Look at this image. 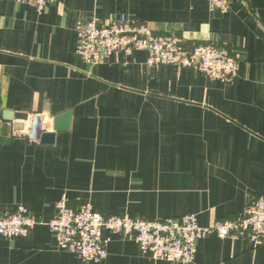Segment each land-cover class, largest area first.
I'll return each mask as SVG.
<instances>
[{
  "label": "crops",
  "instance_id": "obj_1",
  "mask_svg": "<svg viewBox=\"0 0 264 264\" xmlns=\"http://www.w3.org/2000/svg\"><path fill=\"white\" fill-rule=\"evenodd\" d=\"M120 14L175 35L181 48H225L238 58L236 76L149 67L145 51L84 62L78 29ZM67 111L68 127L50 144L8 124L43 112L52 132ZM62 194L75 209L89 203L102 215L149 219L195 213L200 226L239 216L264 196V0H231L226 12L208 0H56L42 13L0 0V215L23 206L38 220L24 236L0 235V263L185 264L155 260L107 231L100 262L59 249L46 222ZM195 261L264 264V243L210 233L197 241Z\"/></svg>",
  "mask_w": 264,
  "mask_h": 264
},
{
  "label": "built area",
  "instance_id": "obj_2",
  "mask_svg": "<svg viewBox=\"0 0 264 264\" xmlns=\"http://www.w3.org/2000/svg\"><path fill=\"white\" fill-rule=\"evenodd\" d=\"M14 1L28 4L42 13L56 0ZM230 4L231 0H208L210 10L226 12ZM134 51L147 53L149 67L192 68L207 78L223 82H230L238 70L237 56L225 48L209 42L181 48L175 35L155 34L143 22L124 14L105 23L91 18L77 31L76 53L90 65L102 63L113 54L130 55ZM49 121L45 113L31 112L23 120L8 124L21 123L22 129L16 130L15 135L37 143L41 134L48 132ZM67 201L66 194H62L56 202L54 216L46 225L59 249L75 254L84 262L97 263L106 257L108 238L102 235L103 231L132 239L153 259L171 263L196 264L197 241L210 233L219 238H245L252 248L264 243V196L251 199L241 215L218 219L207 226L198 224L195 213L151 219L102 215L93 211L89 203L75 209ZM37 223V218L18 206L12 213L0 215V235L6 238L24 236Z\"/></svg>",
  "mask_w": 264,
  "mask_h": 264
},
{
  "label": "water",
  "instance_id": "obj_3",
  "mask_svg": "<svg viewBox=\"0 0 264 264\" xmlns=\"http://www.w3.org/2000/svg\"><path fill=\"white\" fill-rule=\"evenodd\" d=\"M6 117H7V119L11 120L10 114L6 113ZM69 119H70V112L69 111L64 112V113L56 116L54 118V130L52 132H47V133L41 134L39 142L43 143V144L52 143L54 140V135H55L54 131L66 129L69 125ZM14 126H15V129L18 131H20L22 129L21 123H15Z\"/></svg>",
  "mask_w": 264,
  "mask_h": 264
}]
</instances>
